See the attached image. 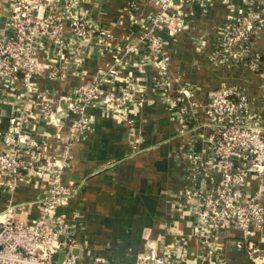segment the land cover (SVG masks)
Returning <instances> with one entry per match:
<instances>
[{
  "label": "crops",
  "instance_id": "crops-1",
  "mask_svg": "<svg viewBox=\"0 0 264 264\" xmlns=\"http://www.w3.org/2000/svg\"><path fill=\"white\" fill-rule=\"evenodd\" d=\"M76 3L74 11L110 32V41L96 32L73 50L69 14L59 4L54 13L63 18L62 45L42 37L33 55L42 68L33 84L17 79L0 85V151L9 149L6 133L21 129L25 139L16 153L49 168L63 165L57 177L74 190L61 209L77 220L69 253L83 264H137L151 250L169 264H264V224L250 226L248 233L232 227L206 238L195 233L196 200L186 204L184 199L186 188L207 190L221 178L217 169L200 171L198 181L191 177L194 166L186 154L194 149L206 155L215 134L201 106L194 108L192 102L205 104L217 87L231 84L244 88L252 105L264 110L261 74L233 57L215 58L221 28L247 7L246 0H174L165 13L178 10L188 24L158 30L164 51L157 57L139 43L148 31L146 17L162 11L155 0ZM12 5L13 0H0V38L13 35L7 25ZM261 30L251 45L262 58ZM126 45L136 50L127 51ZM90 83L99 84L103 98L130 83L131 121L98 105L79 108L73 90ZM30 89L33 96L27 97ZM186 89L192 91L188 97ZM37 93L52 102L42 115ZM82 117L89 120L86 131L70 140L68 124ZM70 142L73 148L64 158L60 152ZM55 177L26 174L13 191L0 188V226L10 217L35 219L41 212L39 198ZM241 187L245 196L264 205V174L251 171Z\"/></svg>",
  "mask_w": 264,
  "mask_h": 264
},
{
  "label": "built area",
  "instance_id": "built-area-1",
  "mask_svg": "<svg viewBox=\"0 0 264 264\" xmlns=\"http://www.w3.org/2000/svg\"><path fill=\"white\" fill-rule=\"evenodd\" d=\"M155 3L162 11L146 17L144 21L148 24V31L139 37V43L144 45L151 56L157 57L164 51V37L158 30H180L188 22L178 10L165 13V10L175 6L174 0H155ZM246 3L247 7L238 16L231 17L229 23L221 28L215 58L222 60L233 57L249 63V67L263 78L261 98L264 102V56L261 58L254 54L251 45L253 38L264 29V0H246ZM59 4L69 14L72 40L77 45L73 50L77 51L78 46L96 32L105 38V42L110 41V32L90 24L84 15L74 11L77 9L76 0H13L7 17V25L13 30V35L0 38V85L13 83L17 79H21L26 86L33 84V76L39 74L42 68L33 56L42 37L62 45L64 22L63 18L54 13ZM126 50H136V45H126ZM52 74L57 75V70L53 68ZM33 92L31 89L26 91L27 97L33 96ZM73 92L78 98L79 108L98 105L103 112L115 113L131 121L128 114L134 95L130 83L104 98L98 83L83 84ZM183 93L188 97L192 91L186 89ZM37 98L40 114L47 113L51 108V100L43 93H37ZM192 103L194 108L201 106L215 134L209 138V151L206 155L194 149L186 154L194 166L191 177L198 181L200 171L211 173L217 169L221 173L220 180L207 190L204 186L188 187L185 190V203L193 204L194 200L197 203L198 222L195 233L209 238L220 230L232 227L248 233L250 226L264 224V205L245 196L241 187L251 171H257L260 177L264 174V110L252 105L244 88L231 84L217 87L205 104H198L197 101ZM24 118L26 116H22ZM88 122L86 117L70 122L69 139L77 140L81 137ZM20 130H10L4 137L9 149L0 151V188L13 191L15 181L26 174L51 173L56 177L40 196L41 212L35 219L24 222L10 217L2 222L0 264H83L69 253L74 242L72 230L77 220L71 218L72 214L65 212V209L58 212L59 207H67L74 193L57 177L64 166L49 168L34 160L22 159L16 153L19 142L25 139ZM72 144L70 142L65 145L60 152L62 157H69ZM61 251H66V256L59 261ZM137 264L169 263L167 258L151 250L141 256Z\"/></svg>",
  "mask_w": 264,
  "mask_h": 264
},
{
  "label": "water",
  "instance_id": "water-1",
  "mask_svg": "<svg viewBox=\"0 0 264 264\" xmlns=\"http://www.w3.org/2000/svg\"><path fill=\"white\" fill-rule=\"evenodd\" d=\"M176 1V0H175ZM61 207H59L58 208V212H60L61 211ZM65 256H66V251H61L60 253H59V261H62L64 258H65Z\"/></svg>",
  "mask_w": 264,
  "mask_h": 264
}]
</instances>
